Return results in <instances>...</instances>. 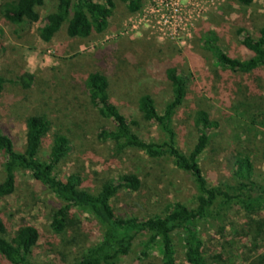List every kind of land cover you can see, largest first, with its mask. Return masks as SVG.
<instances>
[{
	"label": "rangeland",
	"instance_id": "374dc122",
	"mask_svg": "<svg viewBox=\"0 0 264 264\" xmlns=\"http://www.w3.org/2000/svg\"><path fill=\"white\" fill-rule=\"evenodd\" d=\"M55 5L56 0H47L37 9L39 22L20 34L0 14V76L7 80L0 94V128L16 151L24 150L26 119L46 116L52 128L39 157L48 158L54 131L70 140V153L58 169L59 178L77 174L84 188L95 192L121 175L137 176V191L119 190L112 200L117 215L151 217L168 203L192 205L198 189L170 157L152 159L136 149L117 152L112 142L98 140L99 130L112 128V124L90 104L85 86L89 74H103L114 105L128 121L138 123L134 131L147 142L161 143L165 135L141 119L137 103L139 97L149 95L162 114L172 96L166 70L175 67L187 87L186 99L173 117L177 147L185 154L192 150L197 138L193 118L197 111H205L218 123L199 160L208 184H234L232 166L238 154L251 158L256 179L264 178V67L249 74L223 70L202 47L205 33L211 30L226 54L247 59L251 53L242 47L238 31L245 29L257 36L264 27V0H253L247 7L236 0H142L136 13H129L115 0L104 32L69 38L63 25L45 43L38 38L37 28ZM23 78L29 80L28 88L22 86ZM4 176L0 156V183ZM60 206L28 171H17L13 194L0 197L1 232L9 239L19 228L32 225L40 232L30 258L34 264H74L87 247L97 243L103 228L88 213L74 209L65 233L54 234L49 225ZM200 228L203 251L208 256L222 254L218 264H242L239 254L253 259L264 255V243L243 236L242 215L234 210L201 222ZM180 237L175 238L176 261L186 264ZM140 249L136 244L118 264H158L156 250L140 260ZM0 264L9 263L0 255Z\"/></svg>",
	"mask_w": 264,
	"mask_h": 264
},
{
	"label": "trees",
	"instance_id": "16d2710c",
	"mask_svg": "<svg viewBox=\"0 0 264 264\" xmlns=\"http://www.w3.org/2000/svg\"><path fill=\"white\" fill-rule=\"evenodd\" d=\"M47 0H4L0 5L1 16L9 21L17 33H25L39 22L38 8ZM129 13H136L142 0H119ZM243 7L250 6L253 0H236ZM115 9V0H56L54 11L44 17L37 28V36L43 42H50L65 25L69 38H88L92 34L104 32ZM240 43L251 55L244 60L231 57L218 45L217 34L207 31L203 37V49L209 52L215 64L223 70L249 74L264 67V27L256 37L247 30L240 29ZM28 78L32 77L28 75ZM166 78L171 86V100L159 114L153 98L143 95L138 99V112L141 119L158 127L165 135L161 143L147 142L134 131L135 121L128 119L114 105L108 94L107 78L100 73L86 77L85 86L90 104L99 116L111 122L112 128L102 127L98 140L110 141L117 152L136 149L149 158L170 157L176 168L190 175L198 195L192 205L172 202L165 205L161 213L151 217L117 215L112 200L119 190L137 191L140 183L135 175H121L117 179L104 182L95 192L84 188L83 179L77 174H69L63 179L58 176L62 161L70 153L69 138L59 131L52 134L50 152L46 160L39 157L41 145L51 131V122L46 116H31L25 121V146L22 152L16 151L12 139L3 134L0 128V156L3 158L4 179L0 183V197L13 194L17 171H28L31 177L45 190L61 202L51 217L50 230L56 235L66 231V223L72 210L88 213L103 228L95 245L87 247L74 261V264H118L130 255L138 244L139 258H148L155 250L159 254L158 264H177L176 241L180 237L186 264H218L222 254L208 256L203 251L204 242L200 223L214 221L231 210L242 215L243 236L251 237L255 243H264V178L254 177L253 162L247 155L238 154L233 162L234 184L224 183L211 186L204 178L199 160L207 149L211 132L218 123L205 111L199 110L193 118L197 132L192 150L185 154L176 143L173 117L183 105L187 96L186 80L175 67L166 70ZM7 80L0 76V94ZM22 86L28 88L29 80L22 79ZM40 238L39 230L23 226L17 233L6 239L1 232L0 255L9 264H34L31 254ZM242 264H264V255L252 258L251 255L237 256Z\"/></svg>",
	"mask_w": 264,
	"mask_h": 264
},
{
	"label": "built area",
	"instance_id": "2783aa9c",
	"mask_svg": "<svg viewBox=\"0 0 264 264\" xmlns=\"http://www.w3.org/2000/svg\"><path fill=\"white\" fill-rule=\"evenodd\" d=\"M173 12H174V13H177V10H176V9H174V10H173Z\"/></svg>",
	"mask_w": 264,
	"mask_h": 264
}]
</instances>
